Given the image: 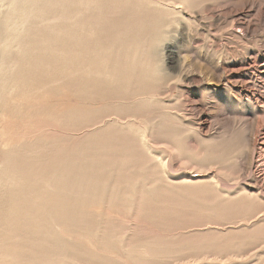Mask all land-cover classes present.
Masks as SVG:
<instances>
[{
    "label": "rangeland",
    "instance_id": "rangeland-1",
    "mask_svg": "<svg viewBox=\"0 0 264 264\" xmlns=\"http://www.w3.org/2000/svg\"><path fill=\"white\" fill-rule=\"evenodd\" d=\"M222 3L0 0V264H264V8Z\"/></svg>",
    "mask_w": 264,
    "mask_h": 264
},
{
    "label": "bare ground",
    "instance_id": "bare-ground-1",
    "mask_svg": "<svg viewBox=\"0 0 264 264\" xmlns=\"http://www.w3.org/2000/svg\"><path fill=\"white\" fill-rule=\"evenodd\" d=\"M239 1L243 2V6L241 8L240 7L239 8L234 7V5L237 3V2H235V0H223L221 7H222V10H224L225 16L228 18L227 20L230 23L229 25H231V28H229V29H231L234 33H238V30H240L244 33L245 36H253V34L255 32H257V25L258 24L255 23L253 25L250 20L248 22H246L243 20L244 18L242 19V16L245 15L246 13L251 12V9L254 8L255 6H259V7L261 6L262 8H264V2L262 0H239ZM183 8H185V6ZM209 10H210V8H209ZM248 16H249V14H248ZM258 20L262 21L263 25H264V12L261 13V16ZM0 27H2V26H0ZM2 34L3 33H1V30H0V38H1ZM237 38H239V37H237ZM252 58H254V60ZM252 58L251 59L253 61L248 63L249 64L248 68L256 69L257 79H259V80L263 79L262 81H264V53L263 54L258 53L257 55L252 56ZM188 59L189 58H187V56L184 55V53H183V55L180 56L181 67H187V66L191 65V61H188ZM197 63L199 65L198 68H201V73H203V74L198 73V75H203L202 77H204L207 80L214 79L213 76L217 77L218 71H220L222 69L223 73L220 74L219 77H217L220 80L217 84H219L221 82V80H224L226 86H227V84L235 85V86L238 85V87L241 86V89L242 88L248 89L250 82H252L249 78H243L242 77V75L240 73V70L242 71V67L241 68L239 67V69H240L239 70V69H236L233 67H229L228 65H225V64L213 63L207 59L203 60V62L199 61ZM243 70L246 71L248 69H243ZM209 77H212V78H209ZM250 88H252V87H250ZM256 91H252L253 92L252 94H253V96L261 98V101L263 103L262 107H263V111H264V95L262 96L261 94H258ZM187 99L189 100V98H187ZM249 99H253V97H250ZM256 123H257L256 125L251 124L248 126L247 135L245 138H246L247 144L250 146V148L254 149L257 147L258 150L261 152L259 155V158L257 160V163H258V165L259 164L263 165V163H264V112L262 114V117L259 120H257ZM247 165H249V164H247Z\"/></svg>",
    "mask_w": 264,
    "mask_h": 264
}]
</instances>
